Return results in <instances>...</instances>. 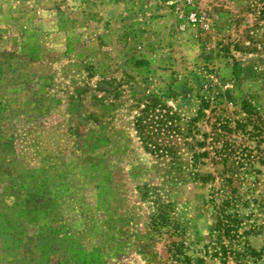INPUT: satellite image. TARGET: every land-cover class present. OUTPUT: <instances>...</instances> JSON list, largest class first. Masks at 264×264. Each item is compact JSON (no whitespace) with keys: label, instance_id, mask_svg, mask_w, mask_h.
<instances>
[{"label":"rangeland","instance_id":"obj_1","mask_svg":"<svg viewBox=\"0 0 264 264\" xmlns=\"http://www.w3.org/2000/svg\"><path fill=\"white\" fill-rule=\"evenodd\" d=\"M263 7L0 0V264H157L167 238L154 229L158 203L169 204L187 244L205 240L214 185L197 174L215 166L194 164L180 139V168L147 152L134 121L150 95L182 127L203 100L233 119L247 100L264 118Z\"/></svg>","mask_w":264,"mask_h":264},{"label":"trees","instance_id":"obj_2","mask_svg":"<svg viewBox=\"0 0 264 264\" xmlns=\"http://www.w3.org/2000/svg\"><path fill=\"white\" fill-rule=\"evenodd\" d=\"M144 98L134 127L147 152L168 158L180 168V147L175 141L180 139L191 151L194 164L209 160L216 168L215 173L197 174L202 182L210 180L214 185L210 193L214 224L205 240L187 244L183 229L170 217L169 204H157L154 229L167 235L166 256L157 264H228L229 259L236 264H262L264 242L257 248L253 239L261 236L264 240V193L255 187L257 165L264 164V118L247 100L242 101L243 115L237 119L226 107L210 108L203 100L197 116L182 127L179 114L157 95ZM209 108L210 129L201 132L197 121ZM143 195H148L147 190Z\"/></svg>","mask_w":264,"mask_h":264}]
</instances>
